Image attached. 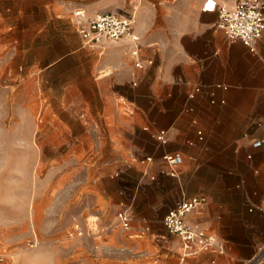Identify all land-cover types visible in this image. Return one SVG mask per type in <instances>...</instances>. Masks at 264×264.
<instances>
[{
  "label": "crops",
  "instance_id": "1",
  "mask_svg": "<svg viewBox=\"0 0 264 264\" xmlns=\"http://www.w3.org/2000/svg\"><path fill=\"white\" fill-rule=\"evenodd\" d=\"M216 1L232 6L237 0ZM203 2L118 0L115 9L125 3L133 7L132 13L123 15L133 14L136 18L134 33L139 39L141 67H135L127 40L106 42L104 57L82 46L72 16L35 23L28 36L27 54L23 55L29 56L31 74L52 67L71 51H80L81 70L87 75L86 89L93 92V102L82 99L85 107L112 105L116 101L112 95H117L119 85L148 92L142 104L147 111L141 118L105 114L98 117V122L109 130L103 137L110 141L107 153L117 151L112 141L116 129H138L141 143L131 149L136 154L145 151L150 157L141 168L142 188L147 192L142 203L147 200L146 204L137 217L129 207L132 219L130 227L124 229L132 245L143 243L147 252L168 250V240L172 239L178 245V264H245L250 259H255L254 264H264V216L256 209L249 210L264 200V31L255 50L250 51L241 40L224 34L216 25V12L204 10ZM71 35L73 46L69 45ZM55 45L64 53H54ZM129 103L140 105L136 101ZM153 107L157 108L154 115L150 114ZM7 118V114L0 115V123ZM122 119L125 126L116 127L114 123ZM159 133L163 142L156 137ZM31 138L0 129V251L2 238L22 226L5 211H12L15 194L13 189L7 190L10 177L6 151L22 140L31 144ZM253 139H261V146L253 148ZM173 151L185 156V167H179L181 177L170 176L162 160L163 154ZM214 156L222 157L228 171L221 181L222 193L185 190L183 171L209 167ZM151 193H156L152 202ZM194 195H204L206 201L187 214V222L216 235L225 245L224 254L203 250L182 259L180 238L165 228L162 219L166 212L182 198ZM136 196L134 193L135 201ZM121 205L114 210L115 225V212L128 207Z\"/></svg>",
  "mask_w": 264,
  "mask_h": 264
},
{
  "label": "rangeland",
  "instance_id": "2",
  "mask_svg": "<svg viewBox=\"0 0 264 264\" xmlns=\"http://www.w3.org/2000/svg\"><path fill=\"white\" fill-rule=\"evenodd\" d=\"M117 3L118 0H0V115H8L0 129L32 136L31 144L22 140L6 151L10 177L7 190L13 189L15 194L12 211H5L22 225L2 238L6 264L179 262L178 245L172 239L168 240V250L147 252L143 243L132 245L125 230L114 224V210L121 203L130 207L136 217L146 204L147 200L142 203L147 192L142 188L141 168L149 163L148 154H136L131 149L141 143L138 129H116L112 141L117 151L107 153L111 145L103 137L109 130L98 122V117L105 114L141 118L147 111L142 104L148 92L119 85L117 95H112L116 97L112 105L85 107L82 99L93 102V92L86 89L87 75L81 70L80 51H71L52 67L31 74L29 56L23 55L27 54L28 36L35 23L57 19L56 16L69 19L75 8L88 14L132 13L130 3L115 9ZM69 40L73 46L72 35ZM55 46L54 53H64ZM91 49L102 57L106 55V45L102 51ZM130 101L140 105L134 107ZM156 111L153 107L150 114ZM114 125L121 128L125 123L122 119ZM183 157L173 177H181L180 168L186 165ZM213 159L209 167L183 171L185 190L222 193L221 181L228 171L221 156ZM245 189L248 191L247 186ZM155 194L151 193V202ZM76 225L83 235L70 236L68 232Z\"/></svg>",
  "mask_w": 264,
  "mask_h": 264
},
{
  "label": "built area",
  "instance_id": "3",
  "mask_svg": "<svg viewBox=\"0 0 264 264\" xmlns=\"http://www.w3.org/2000/svg\"><path fill=\"white\" fill-rule=\"evenodd\" d=\"M202 7L206 11L216 12V25L227 37L239 39L250 51L255 50L256 42L264 31V0H237L232 6L219 4L216 0H204ZM72 20L82 46L102 51L106 42L127 40L130 43V55L134 58L135 67L143 65L139 39L134 33L136 18L133 14L123 15L109 11L89 15L84 9L75 8L72 10ZM156 137L164 141L161 133ZM261 144V139H253L251 142L253 148H258ZM146 159L149 160L150 157ZM162 160L168 168V174L176 176L177 168L183 162V155L179 151L168 152L162 155ZM205 201L204 195L184 197L175 207L169 209L162 219L165 228L180 238L182 259L203 250L225 253V245L216 235L186 220L187 214ZM254 209L264 216V200L249 208L250 211ZM131 219L129 207H121L115 212V223L123 230L130 227ZM68 234L83 235V231L76 225ZM261 252L264 253V246ZM5 256L0 251V264H6ZM254 261L255 259H250L247 264H254ZM214 262L212 259L211 263Z\"/></svg>",
  "mask_w": 264,
  "mask_h": 264
}]
</instances>
